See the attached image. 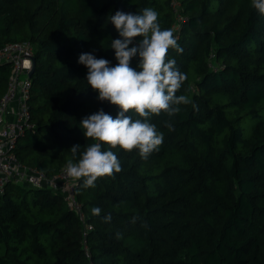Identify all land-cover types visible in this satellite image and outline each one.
<instances>
[{
  "label": "trees",
  "instance_id": "16d2710c",
  "mask_svg": "<svg viewBox=\"0 0 264 264\" xmlns=\"http://www.w3.org/2000/svg\"><path fill=\"white\" fill-rule=\"evenodd\" d=\"M74 4L0 0V50L30 42L36 59L27 101L33 127L13 151L23 165L59 175L76 162L73 146L83 152L93 143L80 122L101 109L118 115L78 63L82 53L118 63L109 47L120 38L109 20L117 11L158 12L161 29L183 49L168 53L187 75L177 96L197 107L151 118L164 140L147 160L138 150L111 149L122 167L114 179L94 189L76 181L82 220L64 191L8 183L0 193V264H264V15L251 0ZM11 71L0 64V100Z\"/></svg>",
  "mask_w": 264,
  "mask_h": 264
},
{
  "label": "clouds",
  "instance_id": "9594fccd",
  "mask_svg": "<svg viewBox=\"0 0 264 264\" xmlns=\"http://www.w3.org/2000/svg\"><path fill=\"white\" fill-rule=\"evenodd\" d=\"M251 6L264 15V0H251ZM158 17L152 8L139 14L117 11L109 17L120 36L109 45L118 61L115 66L91 53L79 56L78 63L88 69L87 83L98 93V100L120 109L116 118L101 109L80 122L84 136L93 143L83 152L80 145L71 148L76 162H67L66 173L74 181H83L84 189H94L99 179H114L122 171L111 149L138 150L144 160L158 151L164 136L150 122L152 117L164 113L171 120L181 113L182 105L197 107L188 96H177L187 75L179 70L175 59L168 58V53L170 49L182 53L183 49L171 29H161ZM137 57L138 68H133L131 61ZM168 126L172 127L171 123ZM104 145L110 146L109 150H103ZM101 211L95 207L92 215L98 217ZM110 221L109 215L104 222Z\"/></svg>",
  "mask_w": 264,
  "mask_h": 264
},
{
  "label": "built area",
  "instance_id": "2783aa9c",
  "mask_svg": "<svg viewBox=\"0 0 264 264\" xmlns=\"http://www.w3.org/2000/svg\"><path fill=\"white\" fill-rule=\"evenodd\" d=\"M34 47L30 42L10 43L0 50V64H11V78L7 94L0 100V193L11 181L37 188L51 187L64 191L70 206L84 219L81 206L75 198V182L67 176L66 167L61 168L59 175L51 178L43 172L23 165L14 154L17 139L26 130L33 127L31 113L27 106L31 88L30 72L33 67ZM86 256L90 252L86 240Z\"/></svg>",
  "mask_w": 264,
  "mask_h": 264
},
{
  "label": "rangeland",
  "instance_id": "374dc122",
  "mask_svg": "<svg viewBox=\"0 0 264 264\" xmlns=\"http://www.w3.org/2000/svg\"><path fill=\"white\" fill-rule=\"evenodd\" d=\"M63 2L69 9H73L75 6L74 0H63Z\"/></svg>",
  "mask_w": 264,
  "mask_h": 264
},
{
  "label": "water",
  "instance_id": "95a60500",
  "mask_svg": "<svg viewBox=\"0 0 264 264\" xmlns=\"http://www.w3.org/2000/svg\"><path fill=\"white\" fill-rule=\"evenodd\" d=\"M35 66H36V59L35 58H33V67H32V70H31V74H30V76L32 77L33 76V72H34V69H35Z\"/></svg>",
  "mask_w": 264,
  "mask_h": 264
}]
</instances>
